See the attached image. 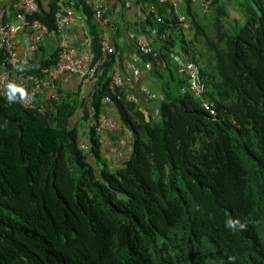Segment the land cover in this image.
I'll return each mask as SVG.
<instances>
[{
	"label": "trees",
	"instance_id": "obj_1",
	"mask_svg": "<svg viewBox=\"0 0 264 264\" xmlns=\"http://www.w3.org/2000/svg\"><path fill=\"white\" fill-rule=\"evenodd\" d=\"M210 1L200 14L194 0L185 13L133 0L152 32L153 53L138 51L140 81L163 97L151 108L139 83L113 84L129 75L117 44L84 104L61 86L44 112L0 96V264H264V1ZM37 3L30 22L58 32L72 9L87 25L88 61L102 56L103 22L88 0ZM229 5L242 24L229 21ZM45 48L28 67L39 78L58 60ZM171 53L199 65L203 97ZM6 59L0 50V73ZM132 88L138 99H128ZM111 107L133 137L114 166L100 131Z\"/></svg>",
	"mask_w": 264,
	"mask_h": 264
},
{
	"label": "built area",
	"instance_id": "obj_2",
	"mask_svg": "<svg viewBox=\"0 0 264 264\" xmlns=\"http://www.w3.org/2000/svg\"><path fill=\"white\" fill-rule=\"evenodd\" d=\"M161 3L170 0H159ZM202 5L204 12L210 9V0H195ZM264 1V0H263ZM98 19H103L105 9L102 0H88ZM12 7L19 11L17 19L12 17ZM39 4L37 0H0V50H5L7 59L3 62L0 73V96L7 102L18 103L26 109L44 112L47 107H52L54 101L59 100L61 78L64 75H75L83 81H91L97 72L106 63L109 55L115 54V47L109 42H102V56L94 63L85 61L79 51L64 38L63 31L68 27H80L86 30V22L74 10L68 9L61 15L58 32L51 31L49 27L40 22L27 19L28 15L37 14ZM151 13L156 15L154 7ZM141 14V13H140ZM142 15V14H141ZM144 18L145 16L142 15ZM54 41L57 45L58 60L56 66L50 71L47 78H39L28 73L30 61L39 52L41 46ZM89 44V43H88ZM138 51L143 55L153 53L149 36L141 35L137 38ZM90 48V47H88ZM171 59L177 64L181 72L188 76L189 91L197 98H201L207 91V86L202 78L200 67L193 61H187L183 57L170 54ZM140 60L138 53L130 65V74L124 80L118 73L113 77V84L123 87L124 83L132 86L140 83L141 70L137 63ZM146 70L152 68L151 63H145ZM146 100L163 98L147 89H142ZM135 95H129V100H134ZM110 102L109 98L104 99ZM115 127L114 122L106 115L100 118V131H111ZM81 150L88 154L90 148L86 142H81Z\"/></svg>",
	"mask_w": 264,
	"mask_h": 264
},
{
	"label": "crops",
	"instance_id": "obj_3",
	"mask_svg": "<svg viewBox=\"0 0 264 264\" xmlns=\"http://www.w3.org/2000/svg\"><path fill=\"white\" fill-rule=\"evenodd\" d=\"M167 2L173 3L175 10L185 13L184 0H170ZM102 4L105 9V14L103 19L100 20L103 22L104 27V41L109 42L115 48L116 44L118 45L121 58L124 63L127 64V68H129L128 73L130 74V65L133 58L138 54L137 38L145 34L150 35L152 33L150 32L151 27L147 23L146 18L140 14L133 0H124V2L119 0H102ZM194 4L199 13L205 14L208 12H204L202 5L195 0ZM228 14L231 17L229 20L230 22H234L235 19H237V22H240V24L243 23L239 11L234 6L229 5ZM181 20L185 21L184 16H181ZM184 27L186 29V36L188 38L192 37L193 33L189 25L185 24ZM86 32L87 31L84 32L78 26L68 27L64 29L63 36L79 51L84 60L88 61L90 55V48L88 47H90V42L88 41ZM55 43L54 41L47 42L45 44V52L48 53V51L53 52L56 50L57 45ZM139 85H141L140 90H150L143 80L140 81ZM60 86L61 89L68 94H79L82 104L87 102L93 89V84L90 81H83L75 75H64L61 78ZM134 87L136 86L134 85ZM132 93L135 95V89L133 88ZM135 97L138 99V96L135 95ZM142 99L148 104V107L151 108L149 102L144 97H142L141 100ZM108 110V117L114 122L115 127L111 131H103L101 133L103 139L102 146L106 158H109L111 164L114 166L117 164L118 159L127 158L128 154H130V144L132 143L133 137L131 132L116 119V113L113 112V107ZM155 113L160 115L159 109H156Z\"/></svg>",
	"mask_w": 264,
	"mask_h": 264
},
{
	"label": "water",
	"instance_id": "obj_4",
	"mask_svg": "<svg viewBox=\"0 0 264 264\" xmlns=\"http://www.w3.org/2000/svg\"><path fill=\"white\" fill-rule=\"evenodd\" d=\"M154 54L156 55V57H157V59H160V57L159 56H157V53L154 51Z\"/></svg>",
	"mask_w": 264,
	"mask_h": 264
},
{
	"label": "clouds",
	"instance_id": "obj_5",
	"mask_svg": "<svg viewBox=\"0 0 264 264\" xmlns=\"http://www.w3.org/2000/svg\"><path fill=\"white\" fill-rule=\"evenodd\" d=\"M209 11V10H208ZM103 132V131H102Z\"/></svg>",
	"mask_w": 264,
	"mask_h": 264
}]
</instances>
